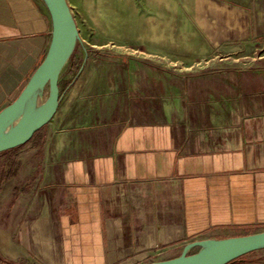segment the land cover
I'll return each mask as SVG.
<instances>
[{"label": "crops", "instance_id": "0c3cea01", "mask_svg": "<svg viewBox=\"0 0 264 264\" xmlns=\"http://www.w3.org/2000/svg\"><path fill=\"white\" fill-rule=\"evenodd\" d=\"M66 1L76 28L88 8L99 12L97 26L110 11V27L147 28L145 38L128 37L147 59L176 54L162 44V3ZM207 21L186 20L171 49L192 58L232 41L230 30L215 40ZM51 31L45 0H0V111L43 60ZM117 42L77 29L65 62L77 79L59 86L31 178L0 208L4 255L23 264H147L190 242L264 231V54L227 53V67L200 74L182 72L189 58L172 74L112 48L86 51ZM227 264H264V248Z\"/></svg>", "mask_w": 264, "mask_h": 264}, {"label": "rangeland", "instance_id": "374dc122", "mask_svg": "<svg viewBox=\"0 0 264 264\" xmlns=\"http://www.w3.org/2000/svg\"><path fill=\"white\" fill-rule=\"evenodd\" d=\"M93 2V0H89ZM123 3L135 4L137 3H148L151 8H156L158 3H162L165 6L164 11H161L162 19L164 22V26L162 30H164L163 34V46L166 47L167 50H171L173 53L169 56H166L163 60L160 59V63H156L155 60H159L157 58L147 59L145 57L143 50L140 47L133 46L132 43L129 42V35H133L138 39H142L148 36L147 28L145 26H114L110 27V11H104V16L102 17V22L106 25L97 26L93 23H99V12L97 10L88 8L84 14V18L86 20V25H82L79 23L78 33L88 35L92 38L98 39L100 37H114L117 39L116 44H108L105 47H101L99 49L98 43H94L95 45L89 46L86 48L87 52L100 51L113 49L118 50L123 57H134L136 60L141 62H152L155 66H159L169 71L170 73H175L174 71H178L180 63L179 61H185V56L181 51H174L172 48V44L169 43L171 40V36L173 38L179 37L181 33L182 24L186 20L197 19V20H208V24H212L214 26L213 35L215 40L222 39L224 36L227 39V34L232 35L230 42L226 41L223 43L213 44V51L206 55H196L190 58V61L194 64L192 69L182 72L194 73L193 70H199V73H212L217 72L218 70H222L227 67L226 61L220 60V58L225 56L227 53L232 52H241L248 53L249 50L251 53L256 52V55L264 54V0H122ZM110 0H108V3ZM94 3V2H93ZM108 4H106L107 6ZM141 14V12H139ZM157 11L150 12V19L153 21L156 19ZM123 15H132V11L129 12L123 11ZM245 24V25H243ZM155 25V24H154ZM203 30V32H202ZM209 35V32H208ZM235 36H239V39H244V41L236 42L237 38ZM255 36V38H254ZM206 31L205 27L198 26V39L199 45L205 44ZM117 47H115V46ZM111 49V50H112ZM180 49V47H178ZM241 50V51H239ZM181 53V54H180ZM180 54V55H179ZM109 56V55H108ZM213 56V58H211ZM231 60V59H230ZM237 63H242L247 61L246 59H236ZM176 62V63H174ZM233 64V63H232ZM104 71H108V69H104ZM75 71H71V64H64L60 76H59V86H71L77 79L75 76ZM48 93V84L44 85V88L41 93V101L45 102ZM17 115L12 116V120L15 119ZM45 127L39 129L32 138L26 142L25 144L16 147L14 149L5 151L0 153V191H5L9 193L7 196L3 195L0 197V208H5L10 200V192L13 189V186L22 187L23 184H27V181L31 178L32 171H29L28 168L35 165L40 157H41V146L44 142L45 135ZM1 223V219H0ZM195 251V250H194ZM191 251V253H194ZM0 264H23L19 259L12 258L4 255L0 251Z\"/></svg>", "mask_w": 264, "mask_h": 264}, {"label": "water", "instance_id": "95a60500", "mask_svg": "<svg viewBox=\"0 0 264 264\" xmlns=\"http://www.w3.org/2000/svg\"><path fill=\"white\" fill-rule=\"evenodd\" d=\"M52 18L51 39L46 54L19 95L0 111V153L19 147L44 127L54 116L60 97L59 76L77 38V28L66 0H45ZM48 93L44 108L18 122L7 131L12 116L20 114L33 93L41 97L45 84ZM193 248L198 251L191 253ZM264 248V231L223 239L199 240L186 244L178 256L147 264H227L247 253Z\"/></svg>", "mask_w": 264, "mask_h": 264}, {"label": "bare ground", "instance_id": "6f19581e", "mask_svg": "<svg viewBox=\"0 0 264 264\" xmlns=\"http://www.w3.org/2000/svg\"><path fill=\"white\" fill-rule=\"evenodd\" d=\"M44 106H45L44 103H42L41 101L39 89H36V91L32 95L31 100L25 106L23 111L15 119L8 122L7 125L4 127L3 131H7L8 129H10L12 126L17 124L18 122L24 121L36 115L44 108Z\"/></svg>", "mask_w": 264, "mask_h": 264}]
</instances>
